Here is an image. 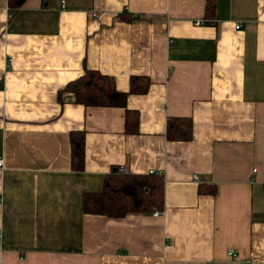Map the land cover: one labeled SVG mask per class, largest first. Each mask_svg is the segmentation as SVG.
Segmentation results:
<instances>
[{
  "label": "crops",
  "instance_id": "1",
  "mask_svg": "<svg viewBox=\"0 0 264 264\" xmlns=\"http://www.w3.org/2000/svg\"><path fill=\"white\" fill-rule=\"evenodd\" d=\"M85 68L149 83L83 105ZM0 156V264H264V0H0ZM119 164L161 175L157 214L83 211Z\"/></svg>",
  "mask_w": 264,
  "mask_h": 264
},
{
  "label": "trees",
  "instance_id": "2",
  "mask_svg": "<svg viewBox=\"0 0 264 264\" xmlns=\"http://www.w3.org/2000/svg\"><path fill=\"white\" fill-rule=\"evenodd\" d=\"M24 0H6L10 10H16ZM206 7L212 8L207 2ZM149 81L145 76H131L128 90L119 91L113 78L96 69L85 68L77 78L66 83L64 89L71 93L74 102L83 105L124 106L127 92L141 93ZM131 111L125 109V126L129 129L137 122V115L129 117ZM189 117H169L165 125V135L171 140H187L191 137ZM128 128V127H127ZM71 163L81 168L83 162V134L71 133L69 136ZM84 212L120 217L127 213H144L161 210L162 178L158 173H131L118 171L116 166L104 177L99 191L84 192L81 197Z\"/></svg>",
  "mask_w": 264,
  "mask_h": 264
},
{
  "label": "built area",
  "instance_id": "3",
  "mask_svg": "<svg viewBox=\"0 0 264 264\" xmlns=\"http://www.w3.org/2000/svg\"><path fill=\"white\" fill-rule=\"evenodd\" d=\"M62 3H63V0H60V4L61 5H62ZM92 15H95V13L92 12ZM194 23L195 24H205V23H210V20L196 19V20H194ZM237 27H238V24L235 25V28H237ZM2 164H3V160H2V157L0 156V168L2 167ZM116 168H117L118 171H124L125 170L124 164H119V165L116 166ZM252 170H254V168H252ZM148 172L149 173H155L153 170H149ZM192 177L196 178V174H193ZM158 212H159L158 210H153L152 211L153 214H157ZM227 253L228 254H233L234 252H233L232 249H228Z\"/></svg>",
  "mask_w": 264,
  "mask_h": 264
}]
</instances>
